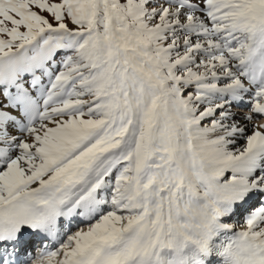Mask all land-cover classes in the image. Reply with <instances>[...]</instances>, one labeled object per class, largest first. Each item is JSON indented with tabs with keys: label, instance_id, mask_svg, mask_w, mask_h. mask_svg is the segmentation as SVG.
<instances>
[{
	"label": "snow or ice",
	"instance_id": "6c2138e0",
	"mask_svg": "<svg viewBox=\"0 0 264 264\" xmlns=\"http://www.w3.org/2000/svg\"><path fill=\"white\" fill-rule=\"evenodd\" d=\"M0 264H264V0H0Z\"/></svg>",
	"mask_w": 264,
	"mask_h": 264
},
{
	"label": "rangeland",
	"instance_id": "374dc122",
	"mask_svg": "<svg viewBox=\"0 0 264 264\" xmlns=\"http://www.w3.org/2000/svg\"><path fill=\"white\" fill-rule=\"evenodd\" d=\"M244 110H246V109H241V111H244ZM242 219H243V217L234 218L233 222H236V223L239 222V223H237V225L239 226L242 223Z\"/></svg>",
	"mask_w": 264,
	"mask_h": 264
},
{
	"label": "bare ground",
	"instance_id": "6f19581e",
	"mask_svg": "<svg viewBox=\"0 0 264 264\" xmlns=\"http://www.w3.org/2000/svg\"><path fill=\"white\" fill-rule=\"evenodd\" d=\"M240 143H243V141H240ZM242 221H243V219H242ZM237 223H239V222H237Z\"/></svg>",
	"mask_w": 264,
	"mask_h": 264
}]
</instances>
